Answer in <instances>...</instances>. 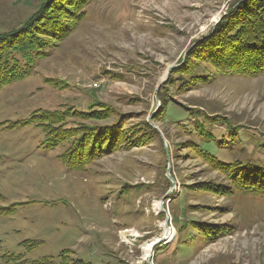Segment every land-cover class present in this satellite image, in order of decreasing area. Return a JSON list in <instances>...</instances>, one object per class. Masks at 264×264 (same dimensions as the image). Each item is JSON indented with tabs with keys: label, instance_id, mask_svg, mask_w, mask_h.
<instances>
[{
	"label": "rangeland",
	"instance_id": "374dc122",
	"mask_svg": "<svg viewBox=\"0 0 264 264\" xmlns=\"http://www.w3.org/2000/svg\"><path fill=\"white\" fill-rule=\"evenodd\" d=\"M252 5L0 0V64L32 49L0 89V264H264V72L225 36Z\"/></svg>",
	"mask_w": 264,
	"mask_h": 264
},
{
	"label": "trees",
	"instance_id": "16d2710c",
	"mask_svg": "<svg viewBox=\"0 0 264 264\" xmlns=\"http://www.w3.org/2000/svg\"><path fill=\"white\" fill-rule=\"evenodd\" d=\"M243 12V11H242ZM244 18L241 20L239 17L233 19L231 22L234 23L233 27L239 28L237 32L233 33V30L226 32V38H230V59H235L237 66L242 67V72L244 74H255L264 72V5H252L251 7L247 6L244 10ZM241 20V21H240ZM32 50L30 47H14L8 50V53H1L3 57L2 64H0V89L8 86L14 82L22 80L28 71L25 69L26 74L21 73V76H18L20 71L16 60L12 59V56L22 55L26 52ZM238 53L241 54V57L247 60L248 64H241ZM237 60L239 61L237 63ZM25 63L29 60L25 59ZM15 72V76L10 71ZM47 143H49L50 138L48 134L45 136ZM211 159H214L209 152L206 153ZM214 162V161H213ZM215 165L221 168L223 171H230V164H220L219 162H214ZM247 167H252L251 172L244 173L249 179L248 175H254L255 178L264 177V169L257 166L243 165ZM241 168H239V171ZM264 192L263 190H261Z\"/></svg>",
	"mask_w": 264,
	"mask_h": 264
},
{
	"label": "bare ground",
	"instance_id": "6f19581e",
	"mask_svg": "<svg viewBox=\"0 0 264 264\" xmlns=\"http://www.w3.org/2000/svg\"><path fill=\"white\" fill-rule=\"evenodd\" d=\"M154 209L156 210V211H161V208H160V204L159 203H155L154 204ZM173 232H174V230H173ZM131 234L130 236L132 237V236H134V235H136L133 231H124V232H122V233H120L121 234V237L122 238H126V235L125 234ZM172 233H171V231H170V235H171ZM151 247H152V245H149V246H147V247H145L144 248V257L143 258H146L147 256H148V254L150 253V250H151Z\"/></svg>",
	"mask_w": 264,
	"mask_h": 264
}]
</instances>
